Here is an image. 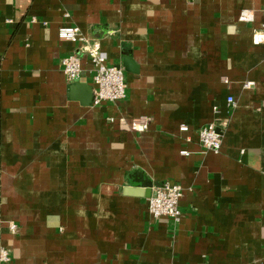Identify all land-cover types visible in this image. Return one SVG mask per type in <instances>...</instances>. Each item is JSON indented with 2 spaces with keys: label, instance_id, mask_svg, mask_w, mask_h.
<instances>
[{
  "label": "crops",
  "instance_id": "0c3cea01",
  "mask_svg": "<svg viewBox=\"0 0 264 264\" xmlns=\"http://www.w3.org/2000/svg\"><path fill=\"white\" fill-rule=\"evenodd\" d=\"M263 24L264 0H0L4 264H264ZM65 25L124 68L123 100L93 106ZM212 121L219 152L199 142ZM164 181L183 187L177 224L149 213Z\"/></svg>",
  "mask_w": 264,
  "mask_h": 264
},
{
  "label": "built area",
  "instance_id": "2783aa9c",
  "mask_svg": "<svg viewBox=\"0 0 264 264\" xmlns=\"http://www.w3.org/2000/svg\"><path fill=\"white\" fill-rule=\"evenodd\" d=\"M242 21H252L254 13L252 11H243L240 15ZM59 37L72 43L81 44L80 50L86 53L93 65V106H98L107 102H118L126 97L127 82L125 72L122 66L109 63L108 53L103 50L100 42H90L83 35L81 29L75 25H65L59 28ZM253 41L257 44L264 43V24L254 32ZM63 71L69 81H78L82 77L83 67L81 56L74 53L65 57L62 61ZM252 82L244 84L245 88H250ZM228 103L236 105L233 96L228 97ZM218 111L217 107H214ZM130 128L134 131H145L148 129L147 118L142 116L135 118L130 123ZM181 131H188L186 124L180 126ZM223 130L215 121H212L198 131L199 142L204 150L219 152L222 147ZM182 154H188L182 151ZM183 196V187L173 181H164L155 184L151 188V194L148 198L149 213L153 218L167 217L177 224L182 212L179 204ZM11 229L15 232L17 225L11 223ZM12 259L9 250L6 247L0 248V264L8 263Z\"/></svg>",
  "mask_w": 264,
  "mask_h": 264
},
{
  "label": "water",
  "instance_id": "95a60500",
  "mask_svg": "<svg viewBox=\"0 0 264 264\" xmlns=\"http://www.w3.org/2000/svg\"><path fill=\"white\" fill-rule=\"evenodd\" d=\"M79 82H76V84H78Z\"/></svg>",
  "mask_w": 264,
  "mask_h": 264
}]
</instances>
